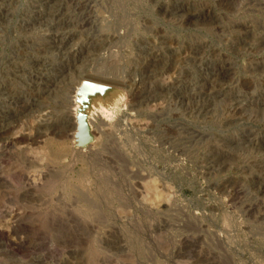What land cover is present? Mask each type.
Wrapping results in <instances>:
<instances>
[{"label":"rangeland","instance_id":"374dc122","mask_svg":"<svg viewBox=\"0 0 264 264\" xmlns=\"http://www.w3.org/2000/svg\"><path fill=\"white\" fill-rule=\"evenodd\" d=\"M0 264H264V0H0Z\"/></svg>","mask_w":264,"mask_h":264},{"label":"bare ground","instance_id":"6f19581e","mask_svg":"<svg viewBox=\"0 0 264 264\" xmlns=\"http://www.w3.org/2000/svg\"><path fill=\"white\" fill-rule=\"evenodd\" d=\"M183 12V11H182ZM203 15H204V13H203ZM202 17V16H201ZM200 17V18H201ZM208 17V16H207ZM197 18V17H196ZM199 18V19H200ZM262 45V44H261ZM226 68V67H225ZM222 69V68H221ZM224 70V69H223ZM221 71V70H220ZM224 71H226V70H224ZM227 72V71H226ZM225 74V73H224ZM215 76V75H214ZM210 81V80H209ZM212 84H213V82H212ZM213 86V85H212ZM215 89V88H214ZM213 89V90H214ZM217 89V88H216ZM220 90V89H219ZM208 91V90H207ZM221 91V90H220ZM224 91V90H223ZM222 91V92H223ZM221 92V93H222ZM75 97L73 98V105H75V106H79L80 108L82 107V94L80 93V90H77V94L76 95H74ZM238 98V97H237ZM239 99V98H238ZM238 102V101H237ZM251 103V102H250ZM253 105V104H252ZM84 107V106H83ZM82 107V108H83ZM79 108V109H80ZM75 109H77V107L75 108ZM20 112V111H19ZM70 116V115H69ZM77 118V117H76ZM76 118H74V120H73V118H72V123H73V129H74V131H76L75 133H76V137H77V141H79L80 143H81V145H87V142H86V140H84L83 138H80L79 136H77V133L79 132V131H81V130H84V121H83V119H82V117H80V115H79V117L76 119ZM70 123H71V118H69L68 117V119H66L65 120V124L64 125H66V126H68V125H70ZM52 126V125H51ZM62 126V125H61ZM71 127V126H70ZM59 128V127H58ZM65 131V130H64ZM62 132V131H61ZM59 133V132H58ZM74 133V132H73ZM74 133V134H75ZM73 134V135H74ZM78 138H79V140H78ZM22 149V148H21Z\"/></svg>","mask_w":264,"mask_h":264},{"label":"water","instance_id":"95a60500","mask_svg":"<svg viewBox=\"0 0 264 264\" xmlns=\"http://www.w3.org/2000/svg\"><path fill=\"white\" fill-rule=\"evenodd\" d=\"M77 136H79L80 138H83L86 141H92L93 139V135H91L89 130H81L77 133Z\"/></svg>","mask_w":264,"mask_h":264}]
</instances>
